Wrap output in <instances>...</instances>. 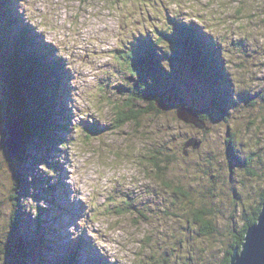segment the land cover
Instances as JSON below:
<instances>
[{"label":"clouds","instance_id":"9594fccd","mask_svg":"<svg viewBox=\"0 0 264 264\" xmlns=\"http://www.w3.org/2000/svg\"><path fill=\"white\" fill-rule=\"evenodd\" d=\"M17 12L71 74V120L55 158L69 201L84 206L71 239L86 234L108 264H225L229 252L234 264V249L242 258L247 220L258 214L259 225L264 213V0H18ZM170 19L219 47L215 67L230 81L220 109L194 120L135 86L131 46L151 40L157 56H172L161 35L173 34ZM159 63L172 72L170 59ZM97 122L102 131L86 127ZM192 138L202 143L189 151ZM229 142L246 166L230 167ZM38 171L52 184L61 176L48 163ZM20 204L34 219L48 208L31 195ZM10 225L0 221V264Z\"/></svg>","mask_w":264,"mask_h":264},{"label":"rangeland","instance_id":"374dc122","mask_svg":"<svg viewBox=\"0 0 264 264\" xmlns=\"http://www.w3.org/2000/svg\"><path fill=\"white\" fill-rule=\"evenodd\" d=\"M17 2L18 0H16V3ZM4 5L7 6L6 1L0 3V12L3 14V17L0 15V19L10 18L9 14L4 16L6 13ZM15 6L16 4L14 3L13 7ZM169 22L173 24L174 32L171 36L165 35L164 38L168 39L172 44V56H157L156 46L151 40L140 39L131 46V51H134L136 47L145 46L146 52H148V49L154 51L153 57H160V59L168 58L172 63V72L167 73V75L158 64H156L158 67L156 66L157 68L155 67V69H151L150 67L148 70H140L146 73L147 78L153 81L151 85H148L147 79L144 80L145 78H142L143 76L137 73L139 77L138 81L141 80V83L147 85L145 97L147 98L148 94L149 96L158 97L161 106L164 108L179 107L186 111L189 110L194 114L197 112L218 111L227 97V87L230 85L227 76H220L215 67L217 63L221 66L223 64V61L219 57V47L216 45H205L204 43H208L207 38L201 36L202 40L198 43V46L205 45L206 47L200 49L199 52L198 46L187 45L183 42L186 41L188 36L196 38L194 34L189 33L186 36L184 32L181 33L185 25L171 19ZM0 28H3L2 22H0ZM27 28L29 30L31 29L28 25ZM10 29L11 31L5 32V35L8 34V39L12 33L18 35L17 28ZM187 29L199 30L195 25ZM176 32L178 33L176 34ZM41 40H43L42 37ZM239 43L241 46H244L243 41ZM49 49L51 51V57L57 59L55 56V49L50 46ZM203 50L208 54L206 56L208 61L211 60L214 62L213 65L207 64L206 62L205 65L207 64L209 66L208 68L204 67L203 64H201V66L199 65L200 62L204 63L203 60L198 58ZM115 51L119 53L120 50ZM13 52H15V57L13 58H18L17 55L19 52L17 53L14 48L7 47V41L4 40V36L2 32H0V108L4 109L0 112V149L4 151L5 157L9 161L8 163L6 159H0V221L5 224H11L6 244V264H108L107 258L99 255V252L95 249L90 238H88L86 234L73 240L71 239V234L67 231L68 226L75 224L76 220L83 214L84 206L79 202L72 203L69 201L68 197L71 194L70 189L63 182L66 173L63 172V166L58 164L55 160L58 155L57 145L64 138L67 131H65L66 128L63 130L60 128L57 132L53 131L48 136L46 132L42 133L39 131L41 137H33L29 135V131V133L26 131L28 130L27 124L26 126L24 124L25 133L23 132L20 134L19 141L17 142L20 143L21 139L22 142H24L21 154L17 155V157L10 156V148L8 145V139H10L11 135L10 120L16 116L8 117L11 115L12 106L10 107L7 100L5 101V96L2 93L3 90H6L9 80V77H7L8 69L5 67V64H9ZM30 52L32 53V51ZM204 56L203 54L201 55V57ZM131 61L132 66L137 69L138 64L133 56L131 57ZM61 62L64 64L63 60H61ZM32 63L33 66L36 67V64L34 62ZM149 64L151 66L154 65L152 62ZM59 68L66 73L62 75L61 78H63V81L59 83L65 95L62 97L61 94H59L58 99L55 101L56 107H61L62 110L61 113L57 115L53 112L54 110L49 109L48 112H52L54 115L59 116L57 119L62 120L60 123L66 121L69 124L71 120V110L67 108V105L71 101L70 92L72 89L68 83L71 79V74L67 72L63 66L59 65ZM132 74L134 75V72ZM124 84L126 87L128 86L126 81ZM57 87L56 85L47 83L44 90L48 92L52 90L53 92ZM124 90L125 89L122 87L120 88V91ZM247 98V94H241L240 96L242 100H246ZM34 100L35 102H32L33 105L37 106L38 103V107L40 106L38 109L40 118L46 113V110L45 112L43 111L44 107L42 106L45 104V107L50 108L54 103L52 101H50L49 104L47 101H45V103H40L36 102V99ZM2 101H4V107L2 106ZM64 105L67 109L66 111L63 108ZM180 112L182 113L181 110ZM5 114H7L6 117ZM47 118L48 116L44 117V119ZM53 121L57 123L54 118ZM93 125L95 126L86 125V127L96 132L103 130L100 128L98 122ZM201 130L205 133V138H207V127ZM192 139L193 141L191 142L194 145L192 143L188 145L189 141H185L186 148L189 151H194L202 143L199 139ZM197 144L199 145L197 146ZM208 155L210 156V153ZM227 156L229 158L230 167L235 165L240 167L246 166L245 161L238 159L233 154L231 142L227 145ZM49 161H51V163H49ZM40 163H48L50 168H54L61 173V176L57 179L55 184L50 183L51 177H47L46 174L38 171V165ZM249 174L251 175L254 173L250 172ZM29 176L32 177L30 183L27 179ZM209 178L214 180L210 172ZM30 195L37 203L40 200H45L48 204L47 209H39V216L35 219L30 213L26 212L20 204L22 198H26ZM236 196L237 193H233V199H235ZM255 223H258V214H253L247 220L249 228L255 225ZM243 233L246 235V230ZM240 234H237V236ZM16 236H20L21 239L28 242L20 248V245H18L19 241H16ZM41 236L44 237L46 241L51 240V242L48 243V245L51 246L50 249L48 247L42 248ZM30 241L33 244H31Z\"/></svg>","mask_w":264,"mask_h":264},{"label":"trees","instance_id":"16d2710c","mask_svg":"<svg viewBox=\"0 0 264 264\" xmlns=\"http://www.w3.org/2000/svg\"><path fill=\"white\" fill-rule=\"evenodd\" d=\"M4 1H6V4H7V6L4 5V9L6 11L4 16H7L9 14L10 18L0 19V22H2V27L4 28V29L0 28V32H2L4 36V40L7 41V47L14 48V50L17 51V53L19 52L17 55L18 58H15V59L13 58L15 57V52H13L9 64H5V67L8 69V71L4 67V69L7 71V77H9L8 84L7 83L6 84L13 92L12 97H10L5 92V90H3V93H2L5 96V101L7 100V103L10 104V107L12 106L11 115L8 117L17 116L20 120L23 121L25 126L27 124L28 130L26 131L30 132V133L28 132L30 136L32 135L33 137L34 136L39 137L40 136L39 131H41L42 133L46 132L48 136L53 131L57 132L60 130V128L63 130L64 128L67 127L66 121L64 123H60L62 120H58L57 118H59V116H56L57 114L61 113L62 108L61 107L57 108L55 101L58 99L59 94H61L62 97L65 95L63 90L59 86V83L60 81H63V78H61L62 75L59 74L60 72L58 73V69L56 65L54 64L52 66V70L43 69V63L45 62L49 64L50 60L49 58H46L45 54L36 46L35 38L34 36L31 35V33L34 32V30L33 29L29 30L27 28V25L23 22V19L18 14L16 7H13V4L14 3L16 4V0H0V3ZM0 10H1V6H0ZM0 15L3 17L2 12H0ZM188 27L189 26L183 27L181 33L184 32L186 36L189 33L194 34L196 38H192L188 36L186 38V41H183V42L186 43L187 45L198 46V43L201 42L202 40L201 39L202 35H200V31L196 29L189 30L187 29ZM10 28H17L18 35H20V37L14 38L12 34L8 39V34L5 35V32L11 31ZM177 33L178 32H176V34ZM161 35H162V38H164L165 35L164 34H161ZM204 44L211 45L210 43H204ZM205 45L197 47L199 52H200V49H203L204 47H206ZM29 50L32 51V53ZM145 50H146V47L144 46V47H139V49H136L134 51L135 54L131 51L132 56L136 59V62L138 64L137 69L136 67H133V69L138 74H141L143 76L142 78H145L144 80L147 79V74L141 72L140 70H143V69L148 70V68L150 67L151 69H155V67L157 66L156 64H158V66L160 65L159 63L160 57L158 58L153 57V54H154L153 50L148 49V52H146ZM202 54L205 56L201 57ZM207 55L208 54L205 53V51L203 50L201 54L198 56L200 60L204 61V63L200 62L199 64L200 66L201 64H203L204 67L208 68L209 66L207 64H212V65L214 64V62H212L211 60L208 61L206 57ZM32 62H34L36 64V67L38 68L34 67ZM150 62L154 63V65L151 66L149 64ZM206 62L207 64L205 65ZM61 72H63L62 69H61ZM140 81H137L136 83L137 88H139V84L141 83ZM47 83L51 85H56L58 87L55 88L53 92L52 90L48 92L44 90V87L46 86ZM144 95L146 96V93H144ZM147 98L152 99L155 97L149 96L148 94ZM34 99L38 100V102H41V103H45V101H47L48 104L50 101L54 102L53 105L50 106V108L45 107V104L42 106L44 107L43 111L45 112L46 110V113H44L42 118L39 117L38 109L40 108V106L38 107V103H37V106L33 105L32 103V102H35ZM2 102H3L2 106L4 107V101ZM49 109L54 110L53 112L56 115H54V113L52 112L49 113L48 112ZM2 110L4 109L0 108V112ZM7 114H5V117ZM49 114L51 118L49 117ZM47 116L48 118L44 119V117H47ZM53 118L55 119L57 123H54ZM92 126H95V125H92ZM44 136L47 137L46 135ZM243 236H244V233L240 234L239 236H237V234H234L235 241H234L233 247L240 246ZM16 241H19L18 245H20V248L28 242L27 240H26L27 242H25V240L21 239L20 236L19 237L16 236ZM41 241H42V248L44 247H48L49 249L51 248V246L48 245V243L51 242V240L46 241L44 237L41 236ZM30 243L33 244L31 241ZM231 255H232L231 252L227 254V259L225 260V264L231 263Z\"/></svg>","mask_w":264,"mask_h":264},{"label":"water","instance_id":"95a60500","mask_svg":"<svg viewBox=\"0 0 264 264\" xmlns=\"http://www.w3.org/2000/svg\"><path fill=\"white\" fill-rule=\"evenodd\" d=\"M5 92L10 97L13 96V92L8 86ZM180 110L182 111L181 118L185 120L195 119V114L193 112L189 110L186 111L183 108H180ZM23 125L24 123L19 120L17 116L11 119V135L10 139H8L11 157H17V155L21 154L24 142H22V139L20 143L17 142L19 141L18 139L20 134L23 132L25 133ZM191 143L192 142L190 141L188 145ZM198 145L199 144H197V146ZM236 251H238V249H234V264H264V213L261 214L259 225L255 224L248 229L247 243L245 244V252L243 257L235 258Z\"/></svg>","mask_w":264,"mask_h":264},{"label":"bare ground","instance_id":"6f19581e","mask_svg":"<svg viewBox=\"0 0 264 264\" xmlns=\"http://www.w3.org/2000/svg\"><path fill=\"white\" fill-rule=\"evenodd\" d=\"M136 49H139V48H135L134 51H135ZM143 49H144V48H143ZM134 51H132V52L134 53ZM134 54H135V53H134ZM179 115L181 116V112L179 113Z\"/></svg>","mask_w":264,"mask_h":264}]
</instances>
